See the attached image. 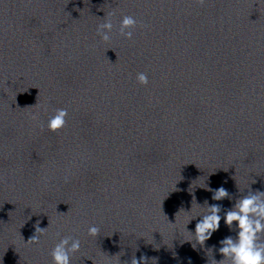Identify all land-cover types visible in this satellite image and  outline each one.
I'll return each instance as SVG.
<instances>
[{"label": "clouds", "instance_id": "clouds-1", "mask_svg": "<svg viewBox=\"0 0 264 264\" xmlns=\"http://www.w3.org/2000/svg\"><path fill=\"white\" fill-rule=\"evenodd\" d=\"M206 0H195V3L203 6ZM112 15V14H109ZM138 21L132 15H124L119 23V33L126 39L131 40ZM113 22L111 19H105L103 23L97 25V34L107 42L111 39L113 31ZM136 80L140 85L147 86L149 77L146 72L136 74ZM67 109L57 108L54 114L49 117L47 128L49 131L57 132L66 124ZM32 119H39V113L32 114ZM213 200H221L229 196V193L223 187L212 190ZM207 204V201H205ZM209 214L195 225V235L199 242L204 243L209 239L213 232L220 226L221 206H208ZM225 223L231 228L233 222L238 225V238L226 237L220 241L223 245L219 252L224 259H229L231 264H264V242L261 241V234H264V192H249L248 195L240 198L234 208L227 211L224 217ZM172 224V223H170ZM47 228L39 227V221L35 226V234L29 238L27 243L38 244L40 236L46 232ZM100 228L97 225L88 227V235L96 237L99 235ZM81 248V241L72 237H64L52 248L50 255L53 264H71L72 254L78 252ZM95 264V262H94ZM131 264H147V258L141 257L138 261L135 256L131 259Z\"/></svg>", "mask_w": 264, "mask_h": 264}]
</instances>
